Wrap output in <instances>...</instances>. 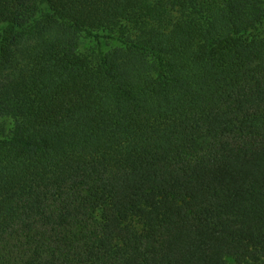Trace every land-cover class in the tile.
<instances>
[{
    "label": "trees",
    "instance_id": "16d2710c",
    "mask_svg": "<svg viewBox=\"0 0 264 264\" xmlns=\"http://www.w3.org/2000/svg\"><path fill=\"white\" fill-rule=\"evenodd\" d=\"M0 264H264V0H0Z\"/></svg>",
    "mask_w": 264,
    "mask_h": 264
},
{
    "label": "rangeland",
    "instance_id": "374dc122",
    "mask_svg": "<svg viewBox=\"0 0 264 264\" xmlns=\"http://www.w3.org/2000/svg\"><path fill=\"white\" fill-rule=\"evenodd\" d=\"M44 9L46 10V7H44ZM261 29H263V28H261ZM100 41H101L100 47L103 51H107L110 48L115 47L117 45V42L115 40H111V39L102 38ZM96 47H97V44L94 40H91V39L83 40V43H82V49L83 50L90 51V49H92V48L96 49ZM132 223L134 225L138 226L139 228L142 227L141 222H139L138 219H133Z\"/></svg>",
    "mask_w": 264,
    "mask_h": 264
}]
</instances>
